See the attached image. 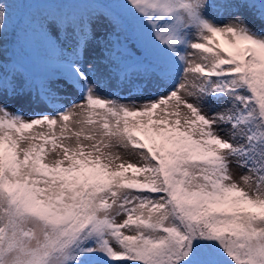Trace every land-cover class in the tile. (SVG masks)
<instances>
[{
	"label": "snow or ice",
	"instance_id": "6c2138e0",
	"mask_svg": "<svg viewBox=\"0 0 264 264\" xmlns=\"http://www.w3.org/2000/svg\"><path fill=\"white\" fill-rule=\"evenodd\" d=\"M14 2L0 264H264V0Z\"/></svg>",
	"mask_w": 264,
	"mask_h": 264
},
{
	"label": "rangeland",
	"instance_id": "374dc122",
	"mask_svg": "<svg viewBox=\"0 0 264 264\" xmlns=\"http://www.w3.org/2000/svg\"><path fill=\"white\" fill-rule=\"evenodd\" d=\"M41 3H48V2H46V0H15V2L10 5V8H12V6L15 4L17 6H20V10L18 11V13L19 12L26 13L29 10L31 12L32 17H38L41 13L47 11L45 9H41L37 13L33 12L34 7L40 5ZM8 47L9 49H11L10 45ZM8 54L11 55V52H9ZM234 171H236L237 175H239L238 169H234Z\"/></svg>",
	"mask_w": 264,
	"mask_h": 264
},
{
	"label": "trees",
	"instance_id": "16d2710c",
	"mask_svg": "<svg viewBox=\"0 0 264 264\" xmlns=\"http://www.w3.org/2000/svg\"><path fill=\"white\" fill-rule=\"evenodd\" d=\"M59 6L60 5H55L51 3H41L40 5L34 7L33 12L37 13L41 9L49 10L51 8L59 7ZM19 10H20V6H17L15 4L11 8L14 21H23L25 19L32 17L31 12L29 10L26 13H20V12L18 13Z\"/></svg>",
	"mask_w": 264,
	"mask_h": 264
}]
</instances>
